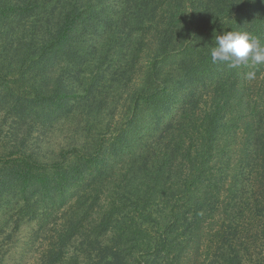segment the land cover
<instances>
[{"label":"trees","instance_id":"trees-1","mask_svg":"<svg viewBox=\"0 0 264 264\" xmlns=\"http://www.w3.org/2000/svg\"><path fill=\"white\" fill-rule=\"evenodd\" d=\"M227 31L264 47V0H0V264H264V63H213Z\"/></svg>","mask_w":264,"mask_h":264},{"label":"clouds","instance_id":"clouds-1","mask_svg":"<svg viewBox=\"0 0 264 264\" xmlns=\"http://www.w3.org/2000/svg\"><path fill=\"white\" fill-rule=\"evenodd\" d=\"M216 46L211 49L212 62H225L229 68L240 65L264 63V47L247 32L227 31L223 35H214ZM255 77L254 72L247 73L248 79Z\"/></svg>","mask_w":264,"mask_h":264},{"label":"rangeland","instance_id":"rangeland-1","mask_svg":"<svg viewBox=\"0 0 264 264\" xmlns=\"http://www.w3.org/2000/svg\"><path fill=\"white\" fill-rule=\"evenodd\" d=\"M61 139H62V134L56 135V139L55 140H56L57 144L60 143Z\"/></svg>","mask_w":264,"mask_h":264}]
</instances>
